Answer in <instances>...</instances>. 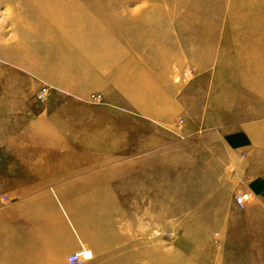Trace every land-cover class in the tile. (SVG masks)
Listing matches in <instances>:
<instances>
[{"label":"crops","instance_id":"obj_1","mask_svg":"<svg viewBox=\"0 0 264 264\" xmlns=\"http://www.w3.org/2000/svg\"><path fill=\"white\" fill-rule=\"evenodd\" d=\"M231 18L219 36L186 42L196 74L172 99L183 121L171 128L155 113L91 104L78 88L39 105L35 91L6 94L12 84L0 82V264H68L81 247L115 252L105 248L125 228L139 236L172 216L165 195L178 185L194 191L184 215L226 229L229 264H264V13ZM113 156L126 157L118 172L128 184L63 183ZM241 190L251 198L236 221L228 206Z\"/></svg>","mask_w":264,"mask_h":264},{"label":"rangeland","instance_id":"obj_2","mask_svg":"<svg viewBox=\"0 0 264 264\" xmlns=\"http://www.w3.org/2000/svg\"><path fill=\"white\" fill-rule=\"evenodd\" d=\"M45 2L44 7L32 0H0V82L13 87L6 94L35 91L41 105L55 90L78 88V96L91 104L108 101L118 110L131 106L133 115L155 113L168 128L183 121L172 99L182 96L196 74L184 51L189 38L210 40L230 29L233 15L264 13V0H72L77 9L66 0ZM104 78H111L109 89L99 86ZM42 85L49 89L45 101L37 98ZM95 93L101 95L97 101ZM125 159L105 158L106 164L89 165L87 175L63 183L128 184L118 172ZM168 189L172 216L164 224L158 220L146 233L141 228L139 236L135 230V237L125 228L121 242L105 248L115 252L80 264H229L226 229L210 217L184 215L195 210L192 186ZM219 192L226 206L230 197ZM243 206H228L236 221L243 219Z\"/></svg>","mask_w":264,"mask_h":264},{"label":"built area","instance_id":"obj_3","mask_svg":"<svg viewBox=\"0 0 264 264\" xmlns=\"http://www.w3.org/2000/svg\"><path fill=\"white\" fill-rule=\"evenodd\" d=\"M49 89L47 85H42L40 87V91L37 94V98L39 101H45L48 98ZM100 94H91V97L93 100H99ZM7 197L4 196V199ZM251 198V193L246 190H241L238 193L234 195V201L236 204L243 206L245 202H247ZM93 257V253H91V250L86 247H81L78 250H75V252L69 253L67 256V260L70 264H80L85 262L86 260Z\"/></svg>","mask_w":264,"mask_h":264},{"label":"bare ground","instance_id":"obj_4","mask_svg":"<svg viewBox=\"0 0 264 264\" xmlns=\"http://www.w3.org/2000/svg\"><path fill=\"white\" fill-rule=\"evenodd\" d=\"M66 1H68L69 3V6H71L70 8H73V6L75 7V9H77V7L75 6L76 5V3L74 2H72V0H66ZM41 2H43V3H41ZM32 3H36V4H38V3H41V4H38V5H40V6H46V2H45V0H32ZM72 4H73V6H72ZM126 20V19H125ZM127 22V21H126Z\"/></svg>","mask_w":264,"mask_h":264}]
</instances>
